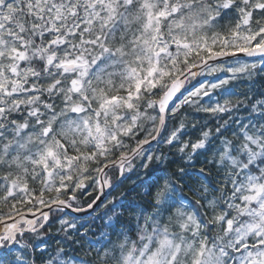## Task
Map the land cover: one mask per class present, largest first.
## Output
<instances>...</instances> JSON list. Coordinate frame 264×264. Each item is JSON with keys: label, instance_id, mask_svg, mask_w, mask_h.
Wrapping results in <instances>:
<instances>
[{"label": "snow or ice", "instance_id": "obj_1", "mask_svg": "<svg viewBox=\"0 0 264 264\" xmlns=\"http://www.w3.org/2000/svg\"><path fill=\"white\" fill-rule=\"evenodd\" d=\"M0 264H264V0H0Z\"/></svg>", "mask_w": 264, "mask_h": 264}]
</instances>
